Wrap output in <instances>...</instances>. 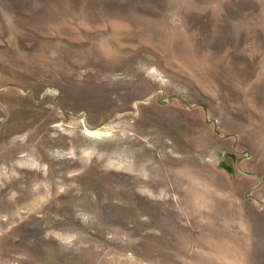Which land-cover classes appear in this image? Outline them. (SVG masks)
I'll list each match as a JSON object with an SVG mask.
<instances>
[{"label":"rangeland","instance_id":"374dc122","mask_svg":"<svg viewBox=\"0 0 264 264\" xmlns=\"http://www.w3.org/2000/svg\"><path fill=\"white\" fill-rule=\"evenodd\" d=\"M0 264H264V0H0Z\"/></svg>","mask_w":264,"mask_h":264}]
</instances>
